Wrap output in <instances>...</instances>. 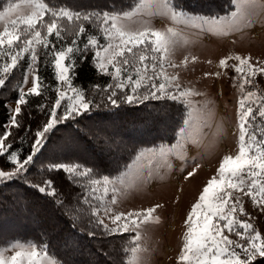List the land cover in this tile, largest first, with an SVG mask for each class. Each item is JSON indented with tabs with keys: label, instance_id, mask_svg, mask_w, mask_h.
<instances>
[{
	"label": "snow or ice",
	"instance_id": "snow-or-ice-1",
	"mask_svg": "<svg viewBox=\"0 0 264 264\" xmlns=\"http://www.w3.org/2000/svg\"><path fill=\"white\" fill-rule=\"evenodd\" d=\"M21 3L31 8L29 15L9 18L20 4H11L0 12V22L6 21L0 31V89L7 87L14 72L21 68L22 62L26 63L22 79L11 89L17 92L15 100L9 101L15 103V108L9 109L7 123L0 126L3 128L0 186L21 180L53 198L58 207H65V200L59 196L50 175L40 181L29 179L31 175L63 172L64 178L82 193L68 212L73 223L87 220L90 237H124L134 233L126 237L120 257L113 264H146L143 254L147 249L139 244L140 230L149 222L159 223L153 214L160 205L127 213H116L111 206L142 182H150L153 158H163L165 166L171 169L169 156L182 158L185 144L199 143L208 106L197 108L192 98L200 93L181 86L179 75L169 71L179 67L170 57L180 33L173 27L165 31L152 29L147 26L148 20H141L144 26L133 30L130 22L139 16L146 15L149 19L166 16L173 24L227 36L251 27L255 9L264 8V4L260 0H231L233 11L225 16L206 17L185 11L174 0H136L127 9L76 7L62 0L55 3L21 0ZM68 37H72L70 42ZM89 59L98 76L110 78L106 84H91V95L74 83L77 65ZM229 60L237 62L233 69L239 77L238 83L237 77H233L234 87L240 93L237 151L235 155L223 156L215 174L207 179L191 204L177 264H264V234L250 222L253 217L239 195L249 198L253 208L264 213V93L253 90L255 78L264 76V64L253 63L249 56L236 55L221 59L219 67L225 69ZM187 62L185 57L182 63ZM41 63L52 70L54 86L40 75ZM29 81L31 87L25 91L24 85ZM49 91L55 92L54 103L35 105L46 119L33 130L24 122V109L31 105L29 97H43L47 101L45 93ZM153 102H170L187 110L181 135L171 147L139 152L119 176L97 173L94 167L79 161L64 160L41 162L40 169L33 173L48 135L57 125L75 120L94 108L146 107ZM28 118H32L31 111ZM21 132L24 134L20 135ZM17 140L29 143L30 150L22 155L14 148ZM145 158L147 165L142 163ZM194 175V171L189 172L185 179ZM0 264H68V261L57 257L50 243L15 240L0 245Z\"/></svg>",
	"mask_w": 264,
	"mask_h": 264
},
{
	"label": "trees",
	"instance_id": "trees-1",
	"mask_svg": "<svg viewBox=\"0 0 264 264\" xmlns=\"http://www.w3.org/2000/svg\"><path fill=\"white\" fill-rule=\"evenodd\" d=\"M10 0H0V9ZM136 0H62L67 4L84 8L116 9L129 8ZM55 3L56 0H51ZM178 6L192 14L206 17H218L231 9V0H174ZM72 37H68L70 42ZM43 59V58H42ZM24 66L16 70L7 87L0 89V126L9 118L8 102L15 100L16 91L12 86L22 79ZM40 75L50 85H55L52 70L43 63ZM109 77L98 76L95 68L88 61L77 65L74 83L91 95L89 86L94 83L106 84ZM48 97H29L31 105L24 109L23 119L33 130L43 123L46 117L37 112L35 105L45 102L54 103L55 92L45 93ZM99 98L97 97V100ZM31 111L32 118H28ZM185 108L172 103L153 102L146 107L123 105L118 109L110 106L94 108L75 120L57 125L48 135L46 147L38 157L33 173L41 167V162L79 161L94 167L97 173L115 175L128 163L138 148L150 147L160 143H171L179 128ZM3 128L0 127V131ZM15 131V130H13ZM24 133L21 132L20 135ZM111 141V143H109ZM15 149L23 155L30 150V144H21ZM2 162V161H0ZM50 177L60 197L65 200V207H58L53 198L40 194L28 187L21 180L0 186V245L8 241H43L50 243L51 251L68 264H113L120 257L121 247L126 243L124 237H90L87 220L73 223L68 212L76 206V198L81 196V189L64 178V173H41L31 175L30 180L40 181ZM67 209V211H66Z\"/></svg>",
	"mask_w": 264,
	"mask_h": 264
},
{
	"label": "rangeland",
	"instance_id": "rangeland-1",
	"mask_svg": "<svg viewBox=\"0 0 264 264\" xmlns=\"http://www.w3.org/2000/svg\"><path fill=\"white\" fill-rule=\"evenodd\" d=\"M260 3L264 4V0H260ZM11 4H20V8L10 15V19L31 13V8L21 3V0L8 1L0 12ZM233 10L232 6L230 11L221 16ZM141 20H148L147 26L152 29L165 31L168 27H173L180 33L170 57L179 67L169 71L179 75L181 86L195 89L200 93L192 99L197 108L207 104L206 126L203 127L199 143L185 144L182 158L168 157V162L172 165L171 169L165 166L163 158L159 156L153 158L150 182H142L139 188L118 198L117 204L111 207L116 213H127L160 205L153 214L154 217L159 218V223L149 222L142 226L140 230L142 239L139 244L147 249L143 254L146 264H177L185 232L184 221L191 204L198 198L207 179L215 174L223 156L235 155L237 151L239 134L237 101L240 93L233 83V77H237V83L239 82V77L233 69V65L237 62L229 60L228 66L221 69L219 61L228 56L239 55L251 57L253 63L259 61L264 64V8L258 6L255 9L251 27L232 32L227 36L207 31L201 32L199 28L185 27L182 24H173L166 16H154L150 19L146 15L139 16L134 22H130V27L133 30L142 28L144 25L140 23ZM5 23L6 21L0 22V31L3 30ZM185 57L188 58L186 64L182 63ZM193 57L196 58L195 61L192 60ZM21 66L25 68L26 63L22 62ZM254 85L253 90L264 93V76L256 77ZM29 87H31L30 81L24 85V90L27 91ZM64 103L66 104L67 101ZM7 104L8 109L15 108L14 102ZM186 111L185 109L171 143L138 148L126 166L132 164L141 151H156L161 147H171L175 144L184 127ZM142 163L147 165L148 159L145 158ZM126 166L119 173L111 176H119L127 170ZM193 171L195 175L185 179L187 174ZM239 195L245 209L253 217L250 222L256 230L264 234V213L255 210L249 198ZM241 219H247V217H241ZM128 235H134V233ZM7 254L11 255V253Z\"/></svg>",
	"mask_w": 264,
	"mask_h": 264
},
{
	"label": "built area",
	"instance_id": "built-area-1",
	"mask_svg": "<svg viewBox=\"0 0 264 264\" xmlns=\"http://www.w3.org/2000/svg\"><path fill=\"white\" fill-rule=\"evenodd\" d=\"M189 149V148H188Z\"/></svg>",
	"mask_w": 264,
	"mask_h": 264
}]
</instances>
